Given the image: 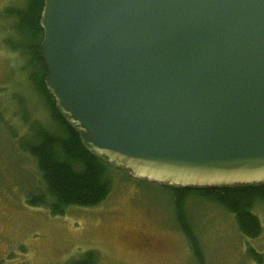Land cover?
Here are the masks:
<instances>
[{
    "label": "water",
    "instance_id": "water-1",
    "mask_svg": "<svg viewBox=\"0 0 264 264\" xmlns=\"http://www.w3.org/2000/svg\"><path fill=\"white\" fill-rule=\"evenodd\" d=\"M40 27L89 151L164 187L264 184V0H44Z\"/></svg>",
    "mask_w": 264,
    "mask_h": 264
},
{
    "label": "rangeland",
    "instance_id": "rangeland-1",
    "mask_svg": "<svg viewBox=\"0 0 264 264\" xmlns=\"http://www.w3.org/2000/svg\"><path fill=\"white\" fill-rule=\"evenodd\" d=\"M25 1L0 0V6L21 8ZM7 15L0 14V264H67L86 251L95 253L97 264H256L249 249L264 262L263 202L252 206L262 232L249 239L238 231L234 216L207 196L184 194L180 199L200 262L176 219L175 193L111 165L106 169L110 193L93 207L70 206L53 216L28 206L25 193L43 183L21 143L32 125L54 130L56 124L29 81L26 58L10 46L20 38L16 20Z\"/></svg>",
    "mask_w": 264,
    "mask_h": 264
},
{
    "label": "trees",
    "instance_id": "trees-1",
    "mask_svg": "<svg viewBox=\"0 0 264 264\" xmlns=\"http://www.w3.org/2000/svg\"><path fill=\"white\" fill-rule=\"evenodd\" d=\"M43 6L44 0H26L18 12L9 13L16 18L14 31L18 34L17 38H20L9 44L13 50L26 58L29 81L45 100L56 124L54 130L32 125L29 139L21 143V148L35 159L43 183L40 189L28 190L25 193V200L28 206L45 208L51 215L61 216L70 206L93 207L99 204L110 193L111 184L106 177L109 164L89 151L82 143L79 131L66 120L45 86L46 71L40 59L39 48L43 36L40 27ZM164 188L175 193L172 200L176 219L187 237L194 257L200 262L202 258L198 242L188 222L183 207L184 200L180 199L186 193H201L231 213L238 231L244 237L256 239L262 232L252 206L254 201L264 203V184ZM248 253L256 264H264L259 253L252 249H249ZM67 264H97V257L93 251H86L78 259H73Z\"/></svg>",
    "mask_w": 264,
    "mask_h": 264
},
{
    "label": "flooded vegetation",
    "instance_id": "flooded-vegetation-1",
    "mask_svg": "<svg viewBox=\"0 0 264 264\" xmlns=\"http://www.w3.org/2000/svg\"><path fill=\"white\" fill-rule=\"evenodd\" d=\"M21 8L17 7L16 5H1L0 6V14L4 15V14H9L11 11H14V12H18ZM9 16V15H7ZM10 18H14L16 20L15 17H12L10 16ZM4 41V40H3ZM7 41V40H6ZM10 41V40H8ZM14 53H17L16 51H14ZM18 54V53H17Z\"/></svg>",
    "mask_w": 264,
    "mask_h": 264
}]
</instances>
